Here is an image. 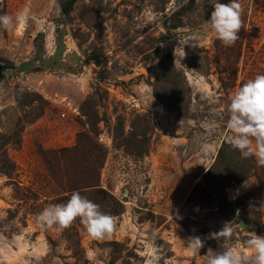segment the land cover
Returning a JSON list of instances; mask_svg holds the SVG:
<instances>
[{
	"label": "rangeland",
	"instance_id": "374dc122",
	"mask_svg": "<svg viewBox=\"0 0 264 264\" xmlns=\"http://www.w3.org/2000/svg\"><path fill=\"white\" fill-rule=\"evenodd\" d=\"M69 2L0 0V14L32 17L0 29V173L12 186H0V264H93L90 248L103 264H148L153 231L158 264H207L209 249L228 247L251 264L264 165L232 147L226 124L234 93L264 74V0H241L232 46L212 33L194 46L208 0H75L63 14ZM79 141L100 163L92 150L75 161ZM74 191L115 217L110 239L37 226ZM228 222V242L212 238ZM195 236L200 256L186 248Z\"/></svg>",
	"mask_w": 264,
	"mask_h": 264
},
{
	"label": "clouds",
	"instance_id": "9594fccd",
	"mask_svg": "<svg viewBox=\"0 0 264 264\" xmlns=\"http://www.w3.org/2000/svg\"><path fill=\"white\" fill-rule=\"evenodd\" d=\"M208 3L214 6V11L211 18L194 32V46H199L209 33L214 34L225 46L234 45L240 39L238 33L242 27L244 9L241 0H231L226 5L219 0H208ZM31 19L28 12H19L15 17L7 13L0 14V29L14 30L18 25L29 24ZM227 112L226 126L232 147L239 150L242 157H255L259 165H264V74L249 79L234 93L227 105ZM8 180L7 175L0 173V186H4L6 192H11L12 186L7 184ZM77 218L85 226L86 234L97 241L110 239L117 227L115 217L103 212L99 204L79 191H74L66 203L50 204L34 217L40 228H55L57 231L69 227ZM233 225V222L226 223L222 230L212 234V238H222L223 242H228L235 231ZM149 236L148 245L152 256L148 264H158L160 257L154 244V231ZM246 246L253 253L251 264H264V235L253 233L246 241ZM202 247L203 241L195 236L190 238L186 248L200 256ZM102 251L99 248L89 249L88 255L93 264H103L99 258ZM204 256H207V264H246L248 259L234 251L233 247L222 251L209 249Z\"/></svg>",
	"mask_w": 264,
	"mask_h": 264
},
{
	"label": "trees",
	"instance_id": "16d2710c",
	"mask_svg": "<svg viewBox=\"0 0 264 264\" xmlns=\"http://www.w3.org/2000/svg\"><path fill=\"white\" fill-rule=\"evenodd\" d=\"M74 1L75 0H70V2L69 3H66V4H63V5H61V11H62V13L63 14H68L69 12H70V10H71V7H72V4L74 3ZM164 40V39H163ZM10 68V67H9ZM5 69H8V66H6V65H1L0 64V77H1V74H2V71L3 70H5ZM80 145H81V151L79 152V153H77V157H75V161H79V160H84V162H86L87 164L89 163V159H88V154L90 153V151L92 150V148L91 149H88L87 147H85L84 145H83V143H82V141H79L78 142ZM94 147H95V149H93L92 151H93V153H94V157H96V158H98V161L96 160L95 161V165L96 164H98V163H100V160L103 158V154H101V150L99 151V148L97 147V146H95L94 145ZM85 148H87V149H85ZM77 148H75V150H76ZM63 152H71V149H63L62 150ZM223 151L224 150H220V152H219V155H218V157H220V155L223 153ZM81 167H83L82 165H80ZM93 168V169H92ZM91 169H92V173H90V171H91ZM83 170L84 169H82L81 171L79 170V168L76 170V171H78L83 177H86L82 172H83ZM90 171H88L89 173H90V175H91V177H90V180L88 181L90 184H92V186H97V183H98V175H97V173H98V171H97V168H95V167H93V165H92V167H90V169H89ZM77 172V173H78ZM78 173V174H79ZM87 186V185H86ZM86 186H84V187H86ZM73 224L75 225V226H84V225H82L80 222H79V220L77 219L76 221H74L73 222Z\"/></svg>",
	"mask_w": 264,
	"mask_h": 264
},
{
	"label": "bare ground",
	"instance_id": "6f19581e",
	"mask_svg": "<svg viewBox=\"0 0 264 264\" xmlns=\"http://www.w3.org/2000/svg\"><path fill=\"white\" fill-rule=\"evenodd\" d=\"M217 151V150H216ZM204 173V172H203ZM200 179V177H198ZM199 179H196V182L199 181Z\"/></svg>",
	"mask_w": 264,
	"mask_h": 264
}]
</instances>
